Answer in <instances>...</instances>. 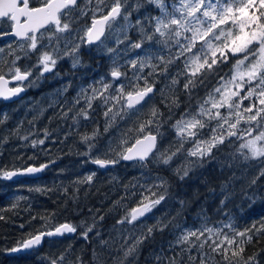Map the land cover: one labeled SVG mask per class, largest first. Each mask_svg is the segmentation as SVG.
<instances>
[{
    "label": "trees",
    "instance_id": "16d2710c",
    "mask_svg": "<svg viewBox=\"0 0 264 264\" xmlns=\"http://www.w3.org/2000/svg\"><path fill=\"white\" fill-rule=\"evenodd\" d=\"M86 1L79 0V7H84ZM133 2H130L129 8L137 3L135 0ZM140 3L143 6L139 10L130 9L132 15L130 21L141 20L143 26L149 28V32L146 30V33L150 34L152 26L146 18L158 15V9L145 4L144 0H140ZM38 5H41V0H30V6ZM72 15L71 35H64L71 44L66 43L64 49L70 52L76 44H80L78 52L59 58L54 70L48 74L38 75L37 67L33 68V65L37 64L41 52L51 51L50 48H40L31 52L25 46V49L21 50L20 41L3 40L0 35V49H3L0 52V74L9 77L8 69L12 67L11 62L19 56L16 66L22 71L31 69L32 75L28 81L35 82V86L27 88L24 97L18 101L0 100V121H3L0 123V170L50 164V167L36 179L21 177L10 181L0 175V217H3L0 219V264H50L51 259L61 254L64 256L62 264H121L124 253L120 246L125 243L121 237L129 236L128 243L131 244L135 236L158 223L167 227L163 230L158 227L126 264H167L168 258L173 257L180 264H200L199 256L203 253H207V264H225L223 257L213 253L207 246L202 251L192 247L181 254V248L185 246L175 245V241L183 230L198 229L202 225L216 229L232 223L236 231H243L253 223L259 226L264 222V176L259 175L261 169H264V163L258 160L233 161L231 154L242 142L235 137H229L224 145L213 150L211 158H205L202 163H196L197 158L181 160L182 152H179L168 165L156 161L163 149V138L173 137L172 124L186 112L194 113L195 104L206 97L221 77L231 72L236 58L230 57L229 62L218 66L215 74L202 77L203 83H198L191 93L184 89L183 81L178 85L163 86V64H158L157 71L151 77L148 76L151 69L146 68L143 76L155 87L152 99L139 112L118 120L105 132L107 121L103 115L105 107L101 100L93 101V108L89 110L87 120L83 117L73 119L80 109L86 107L83 100L67 117H63L62 112L72 108L74 98L82 88H88L89 85L102 87L95 83L102 77L104 83L111 80L114 68L124 74L117 80L121 79L125 85L129 84L130 63L118 65L116 51H108L109 48L117 47L110 40L112 36L109 31L102 42L91 46L86 44L85 29L90 20L85 16H77L75 12ZM63 22L65 21L62 17ZM10 24L9 20L0 22V32L8 31ZM128 37L130 43L141 40L135 31L129 32ZM156 38L149 40L148 45H155ZM5 41L8 44L1 46ZM54 43L57 41L53 40L52 44ZM125 50L129 51V48ZM151 52L152 47H147L143 41L141 55L144 57ZM134 55L137 53L134 52ZM74 59L79 60L75 67ZM155 62L156 60H153V63ZM139 83L143 87V80ZM112 86L110 92L114 95L116 87L113 83ZM55 87L59 92L50 96ZM65 88L67 91H64ZM173 97L178 100V106L171 104ZM153 105L161 114L156 155L143 166L141 162L123 163L119 159L115 166L106 171L96 169L88 159L93 150L89 152L88 144L84 143L81 137L91 135L98 129L99 136L92 141L97 145L94 148L95 155L98 158L117 159L116 153L122 151L123 147L107 155L102 151L109 137L113 136L109 133L120 130L122 125L125 126L122 133H125L129 127H136L139 122L146 121ZM150 129L157 135L155 125L150 126ZM45 131L48 133L47 138L44 135ZM137 138L131 134L127 146ZM42 139L43 144L37 143L33 147L34 140ZM173 142L172 138L171 145L169 144L167 148L168 154L169 150H172L170 148L174 147ZM69 167L73 170H64ZM186 167L189 168L188 175L181 179ZM93 173L95 175L92 183H78ZM157 177L166 181L165 199L145 218L135 222L134 226L117 225V220L138 205L141 193L148 195L146 189L149 185L160 183ZM254 178L256 183L252 184ZM152 191L164 194L165 188H153ZM133 193L136 194L132 195ZM94 215L97 221L95 229L89 234L88 239H85L80 233L92 223ZM100 216L104 219L100 220ZM66 222L77 226L74 235L46 237L43 245L29 253L14 254L10 251L30 234L47 232ZM81 222H84L83 225ZM97 232L100 233L99 237ZM226 234L231 237L234 233L228 228ZM101 240L108 241L107 246L102 245ZM244 248L245 260L255 253L254 264H264V235H254L252 242L245 244ZM189 256L197 259L190 262ZM157 257L161 259L158 261ZM240 264H243V261Z\"/></svg>",
    "mask_w": 264,
    "mask_h": 264
},
{
    "label": "snow or ice",
    "instance_id": "6c2138e0",
    "mask_svg": "<svg viewBox=\"0 0 264 264\" xmlns=\"http://www.w3.org/2000/svg\"><path fill=\"white\" fill-rule=\"evenodd\" d=\"M144 3L155 6L159 10V15L146 18L149 25L152 26L150 34L146 33L142 21L136 20L135 26L141 34V40L131 43V47L142 49L145 37L151 41L159 36L163 39L157 42L163 43L166 47L171 48L172 45L169 44V41L173 42L176 48L175 55L165 59L164 56L156 57L154 54L148 53L144 57L131 60L129 63L134 71V82L127 85L121 84L116 88L113 95L110 92L113 87L112 84L104 83L103 78H101L95 83L102 85V87L89 85L88 88H82L74 98L72 108L62 112V116L67 117L73 108H76L83 100L86 107L80 109L73 119L83 117L87 120L89 119V110L93 108V101L101 100L105 107L103 115L107 121L104 131L107 132L118 120H123L126 116L139 112L152 99L155 90L148 79L143 76L145 68L151 69L148 73V76L151 77L157 71L158 64H163V71L167 72L171 64L183 59V70L178 72L177 76L185 78L184 89L191 93V90L198 83H203L202 77L206 78L210 74H215L218 66L229 62L230 57L236 58V63L231 69V75L220 78L217 86L207 93L202 102H198V111L190 117L189 113L186 112L173 125L180 140V147L170 154H168V150L160 152L156 162L168 165L183 150L184 141L187 139L194 142V147L188 151V156L197 158L196 163H202L205 158H211L213 150L224 145L229 137H235L242 142L231 154L233 161L237 159H242L244 162L258 160L264 163V130L259 127L260 121H264V0H173L171 6L166 0H144ZM108 4H111V8L107 11V15H102L100 19H96L95 13H102ZM91 5L92 0H87L85 7L79 9L80 14L84 15ZM142 6L140 0H137L132 11H137ZM78 7V0H41L39 7H30V0H0V22L4 18L11 22V33L0 32V35L14 34L21 42V50H24L25 46L31 52L40 48H51V51L41 52L37 64L33 65V68L39 67L41 69V75L50 73L60 58L58 55L59 41L64 35H71L72 14L76 12ZM130 15L129 0H95L92 26L88 27L85 33L87 42L91 44L94 41H101L105 28L110 26L111 22L118 17H122L126 22L125 28L133 27L129 21ZM62 17L65 21L63 23ZM53 25L55 31L48 36L49 43L46 46L43 44L44 33L49 31ZM125 39L127 40V37ZM53 40L57 41L56 45L52 44ZM81 42H83V38ZM66 43L71 44V41ZM121 43L124 41L118 39L117 44ZM79 47L80 44H76L70 52H65V55H75ZM2 51L3 49H0V52ZM108 51L113 52L114 49L109 48ZM19 59L20 57L17 56L11 62L12 67L8 69V75L14 81L24 82L32 75V70L22 71L20 67H17L16 60ZM153 60H156L157 63H153ZM78 63L79 60L74 59L73 67ZM122 75L124 74L115 68L111 72L114 80ZM140 80H143V87L139 83ZM178 83L177 78H173L171 81L173 86ZM8 84L9 80L0 74V97L4 99L15 96L24 90L23 87L9 88L7 87ZM64 91H67V88ZM246 100L250 101L247 107L243 103ZM171 104L178 106L179 102L173 97ZM221 109H226V114L222 113ZM160 117L159 109L153 105L146 121L139 122L138 126L129 128L127 132L122 134L117 146L123 147V150L116 153L117 159L97 158L92 163L101 168L116 164L119 159L136 160L141 162L142 166L147 164L156 155L157 136L160 134ZM208 121L217 122L216 127L212 129V136L207 140H196L199 130L205 128ZM2 122L0 121V123ZM242 122L248 124V128L244 131L240 129ZM253 124L257 126L255 132ZM152 125L156 126L157 135L151 134L150 126ZM131 134L138 138L135 139V143L128 147ZM44 135L47 138V131ZM98 136L99 130L97 129L91 135L81 137L82 141L88 144L89 152L97 147L92 141ZM21 139L26 140L27 137H21ZM37 143L43 144L44 140H34L32 142L33 147ZM108 151H115L111 143ZM46 167L47 165L41 164L39 167H28L22 172L0 170V175L5 179H11L18 174L41 172ZM179 171L178 169V174ZM188 171L189 168H184L180 178L183 179L184 176H187ZM94 175L95 173L82 181H78V183L90 184L93 182ZM259 175L264 176V169H261ZM157 179L160 180V183L149 185L146 189L148 195L141 193V200L138 205L117 220V225L129 224L134 226L135 222L145 217L165 199L166 181L159 177ZM251 183L255 184L256 179L254 178ZM153 188H165V193L157 194L152 191ZM36 190L40 191V189ZM223 203L224 200L221 201V204ZM99 219L103 220L104 217L100 216ZM83 223L81 222L82 225ZM96 223L94 215L92 223L80 233L83 238L88 239L89 234L95 229ZM158 227L163 230L167 225L158 223L148 227L147 231L135 236L131 244L128 243L129 236H122L121 239L125 243L120 246L124 253V260L121 264H126L129 258L134 257L142 244L152 236ZM224 227L232 229L234 234L230 237L222 229L206 226L198 229H185L177 237L175 245L185 246L181 248V254L192 247L202 251L207 246L211 248L213 253L221 255L225 264H240L241 261L243 264H254L255 253L247 257L246 260L244 259V245L251 243L254 235H264V222H261L259 226L253 223L243 231H236L232 223L224 225ZM177 228H179L178 225ZM76 231V225L63 223L54 231H40L35 235L30 234L27 239L10 251L32 249L40 245L45 237L75 233ZM99 235L100 233L97 232V237ZM101 244L107 246L108 241L101 240ZM206 258L207 253L200 255V264H207ZM63 259L64 256L61 254L57 258L51 259L50 264H62ZM160 259L157 257L158 261ZM196 259L197 257L189 256L190 262H194ZM167 264H180V262L173 257L168 258Z\"/></svg>",
    "mask_w": 264,
    "mask_h": 264
},
{
    "label": "rangeland",
    "instance_id": "374dc122",
    "mask_svg": "<svg viewBox=\"0 0 264 264\" xmlns=\"http://www.w3.org/2000/svg\"><path fill=\"white\" fill-rule=\"evenodd\" d=\"M131 1H134V0H129V4H130ZM135 1H137V0H135ZM166 2L169 4V6H171V4L173 3V0H166ZM92 3L94 4V7L91 8V14H93V10L95 8V0H92ZM110 5L111 4H108V6H110ZM108 6H107V8H108ZM107 8H105V9H107ZM129 11H130V8H129ZM158 15H159V10H158ZM92 16L93 15H91V17ZM131 16L132 15H130V17H129V21L131 19ZM5 20H8V19H5ZM125 23L126 22L123 20L122 17H118L116 20L111 22L110 26H108V31H109V33L112 36V38L110 40L113 41V43L115 45H117V47L114 48V51H116V55H118L117 56L118 65H120L121 63H125L126 64L127 62H130L131 60L143 57L141 55V49H133L131 47L130 38L128 37L129 32L135 31L137 37L141 38V34H140L138 28L135 26V22H131V24L133 25V27H131V28H125L124 27ZM10 26H11V24H10ZM144 28H145V31L148 30V32H149V28L148 27L145 26ZM54 31H55V26L53 28L49 29V31L44 33L43 43H49L48 36ZM125 37H127V40L125 39ZM78 38H80V36H78ZM118 39L121 40V41H124V43L117 44V40ZM162 39L163 38L158 36V38H156V44L155 45H148L149 44V40H147L146 37L144 38V41L146 42L147 47L148 46L152 47V54H154L156 57L164 56L165 59H168L169 57H166V56H174L176 48H175L173 42H171V41H169V44L172 45L171 48L170 47H166L163 43H158L157 42V41L162 40ZM67 41H68V37H66V36H64L59 41V52H58V55H59L60 58L65 55L66 51L64 49V46L66 45ZM133 43H135V42H133ZM6 44H8L7 41H5V43L1 44V46L6 45ZM56 44L57 43H54L53 45H56ZM125 48H129V51L125 50ZM166 50H168V53H165ZM68 52H69V50H68ZM134 52H136L137 55H134ZM237 58H239V57H237ZM155 63H157V61ZM183 67H184L183 59H180L179 61L171 64L169 66L170 69L167 70V72H163V80H162L163 86L166 87L168 85H171V81H172L173 78H177L179 80V82L183 81L185 83V78L183 76H177V72H176V71H182ZM129 69H131V73L128 74V81L129 82H134L133 81L134 71H133V68H131L130 64H129ZM145 69H144V71H145ZM40 73H41V69L39 67H37V74L40 75ZM44 74H48V73H44ZM230 75H231V72L227 76H230ZM35 77H36V75L34 76V78ZM102 78L104 79V77H102ZM105 83H110V84L113 83L115 85V87L118 88L121 84H124V81H122L121 79L114 80L113 77H112L111 80H108ZM176 85H178V84H176ZM25 86L27 88H33L35 86V82L33 80H29V81L25 82ZM58 92H59V89L57 87H55V88H53L50 96L51 95H55ZM243 103H244V106L247 107L248 104L250 103V101H244ZM198 106L199 105L196 103L195 107H194L195 111H194V113H190L189 117L191 115L195 114L198 111ZM226 111H227L226 109H221L222 113L226 114ZM180 118H178L177 120H179ZM176 121L173 124H175ZM216 123H217L216 121H208L207 122V126L205 128H203V129L199 130L198 135L196 137V140H207V139H209L212 136V129L216 127ZM173 124H172V132H173V137L172 138L174 139V142H173L174 147L170 148V149H172V150H169L170 153L171 152H175L177 150V148L180 147V140L177 137L176 129L173 127ZM256 127L257 126L255 124H253L254 132L256 130ZM259 127H260L261 130H264V121H260V126ZM129 128H131V127H129ZM247 128H248V124L242 122L241 125H240L241 131H244ZM124 129H125V126L122 125L120 130H118L116 132L109 133V135H113V136L110 137L107 140L105 146L102 147V151L104 153H114L115 151H117L119 149V147H121V146H117V145H118V142H119V140H120V138H121V136L123 134L122 132L124 131ZM115 134H117V135H115ZM172 138H170V137H164L163 138V149L160 152H165V150H167V148L169 147V144L171 145ZM110 143H111L112 147L115 149V151H113V152H109L108 151ZM193 147H194V142L193 141L187 140V139L184 141L183 150L181 151L183 153V156H182L181 160L195 159V157H189L188 156V151L190 149H192ZM94 152H95V149H93L92 153L88 156V159H89V161L91 163H92V161L94 159L98 158L97 155H95ZM99 158H101V157H99ZM101 159H105V158H101ZM94 166H95L96 169H99L95 164H94ZM76 168L77 167H75V169ZM64 170L65 171H71V170H73V168L69 167V168H66ZM224 225H227V224H224ZM224 225L223 226L222 225L219 226V229H222V231L224 233H226L228 228L224 227ZM202 226L209 227L208 225H202ZM223 227L227 228V229H224ZM209 228H212V227H209ZM260 254H261V252H259V255Z\"/></svg>",
    "mask_w": 264,
    "mask_h": 264
},
{
    "label": "water",
    "instance_id": "95a60500",
    "mask_svg": "<svg viewBox=\"0 0 264 264\" xmlns=\"http://www.w3.org/2000/svg\"><path fill=\"white\" fill-rule=\"evenodd\" d=\"M36 7H39V6H36ZM110 10V9H109ZM104 15H107V12H106V14H104ZM102 16H100V17H97L96 19H100ZM4 19H6V18H4ZM21 20L23 21V18H21ZM92 26V23H91V25H90V27ZM107 28V27H106ZM106 28H105V31H104V34L101 36V39L103 38V36L105 35V32H106ZM6 33H11V28L9 29V31L8 32H6ZM1 38L3 39V40H10V39H16V40H18V38L17 37H15V35L14 34H9V35H2L1 36ZM86 40H87V37H86ZM19 41V40H18ZM99 41H94V42H92L91 43V45H93V44H96V43H98ZM88 43V42H87ZM5 79H7V80H9V84L7 85V87H9V88H16V86H11V85H14V84H16V83H18L17 81H14V80H12L11 79V76L10 77H6L5 76ZM17 87H23V86H17ZM154 87V86H153ZM23 91L22 92H20L19 94H17V95H15V96H12V97H10V98H8V99H4L3 97H0V99L1 100H4L5 102H14V101H17V100H19V99H21L22 97H24V95H25V93H26V89L23 87ZM154 90H155V87H154ZM146 134H148V133H146ZM151 134L152 135H156L155 133H152L151 132ZM133 143H135V140L131 143V145L133 144ZM157 144H158V137H157ZM130 145V146H131ZM130 146H128V147H130ZM123 162H126V163H131V162H135L136 160H131V161H126V160H123V159H121ZM139 162V161H138ZM45 165H47V167L45 168V169H47V168H49L50 167V164L49 163H45ZM115 164H111V165H108L107 167H105V168H101V167H99L98 165H96L98 168H101V169H107V168H110V167H113ZM40 165H28V166H26V167H24V168H18V169H11V170H9V171H18V172H22L24 169H26V168H28V167H39ZM44 169V170H45ZM43 170V171H44ZM43 171H41V172H38V173H31V174H18V175H15V176H13L11 179H5V180H15V179H18V178H21V177H27V178H34V179H36V178H39L40 176H41V174L43 173ZM146 216H147V214H146ZM145 216V217H146ZM145 217H142V218H140V219H143V218H145ZM58 227V226H57ZM55 229V228H54ZM54 229H51V230H49V231H54ZM76 233V232H75ZM75 233H65L64 235H69V234H75ZM61 236H63V235H59V236H52L51 238H59V237H61ZM46 238V237H45ZM44 238V239H45ZM44 239H43V241H42V243L40 244V245H38V246H36V247H34V248H32V249H22V250H20V251H17V252H13L14 254H20V253H27V252H30V251H33V250H36V249H38L42 244H43V242H44Z\"/></svg>",
    "mask_w": 264,
    "mask_h": 264
},
{
    "label": "flooded vegetation",
    "instance_id": "af4514ba",
    "mask_svg": "<svg viewBox=\"0 0 264 264\" xmlns=\"http://www.w3.org/2000/svg\"><path fill=\"white\" fill-rule=\"evenodd\" d=\"M86 4H87V1L84 3V7H85ZM84 7H79V8L76 10L75 14H76L77 16H85V17H88L89 20H90V24H91V22H92V20H93V16L91 17V15H93V14H91V8L94 7V4L92 3L91 7L85 12V14H84V15H81L79 9L84 8ZM110 8H111V5L108 6V8H107L106 10H104L102 13H101V12H100V13H99V12L95 13V18L98 17V16H101V15H104V14H105ZM90 24H89V26H90ZM89 26H88V27H89ZM51 27H54V25L51 26ZM51 27H50V28H51ZM88 27H87V28H88ZM86 30H87V29H86ZM85 33H86V31H85ZM85 37H86V35H85ZM65 51L68 52V50H65ZM12 86H24V88L27 89V87L25 86V82H19V83H17V84L12 85Z\"/></svg>",
    "mask_w": 264,
    "mask_h": 264
},
{
    "label": "bare ground",
    "instance_id": "6f19581e",
    "mask_svg": "<svg viewBox=\"0 0 264 264\" xmlns=\"http://www.w3.org/2000/svg\"><path fill=\"white\" fill-rule=\"evenodd\" d=\"M132 2H133V1H132ZM133 3H134V2H133ZM135 3H136V2H135ZM131 4H132V3H131ZM129 7H130V6H129ZM131 8H132V7H131ZM131 8H130V9H131ZM131 10H132V9H131ZM16 41H17V40H16ZM90 46H91V45H90ZM86 48H87V47H86ZM167 51H168V50H167ZM151 53H152V52H151ZM117 79H118V78H117ZM173 125H174V124H173ZM169 126H170V125H169ZM170 130H171V129H170ZM170 130H169V132H170ZM166 133H167V132H166ZM168 135H169V134H168ZM170 136H171V135H170ZM109 138H110V137H109ZM171 138H172V137H171ZM158 139H159V137H158ZM159 141H160V140H159ZM114 166H115V165H114ZM107 170H108V169H107ZM105 171H106V170H105ZM10 181H11V180H10ZM66 223H67V222H66ZM73 235H74V234H73ZM73 235H72V236H73ZM67 236H68V235H67ZM72 236H71V237H72ZM73 237H74V236H73ZM49 239H50V238H49ZM42 245H43V244H42ZM33 251H34V250H33ZM28 253H29V252H28Z\"/></svg>",
    "mask_w": 264,
    "mask_h": 264
}]
</instances>
